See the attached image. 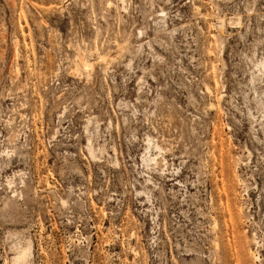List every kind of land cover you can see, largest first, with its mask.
Listing matches in <instances>:
<instances>
[{"label": "rangeland", "instance_id": "rangeland-1", "mask_svg": "<svg viewBox=\"0 0 264 264\" xmlns=\"http://www.w3.org/2000/svg\"><path fill=\"white\" fill-rule=\"evenodd\" d=\"M23 249L264 264V0H0V264Z\"/></svg>", "mask_w": 264, "mask_h": 264}, {"label": "bare ground", "instance_id": "bare-ground-1", "mask_svg": "<svg viewBox=\"0 0 264 264\" xmlns=\"http://www.w3.org/2000/svg\"><path fill=\"white\" fill-rule=\"evenodd\" d=\"M78 59V58H77ZM81 64L82 67H87V64L85 62H82V60L80 62H78ZM207 89V88H206ZM209 89V88H208ZM209 91V90H208ZM211 92V91H210ZM116 165V164H115ZM214 226L217 227V223H214ZM215 245L217 246V243H215ZM28 250H20L18 251L14 257L12 258V262L13 264H24L25 260H27V256H28ZM29 257V256H28Z\"/></svg>", "mask_w": 264, "mask_h": 264}]
</instances>
